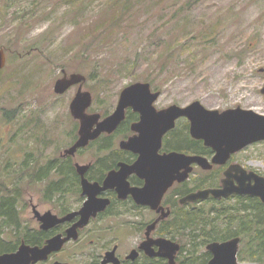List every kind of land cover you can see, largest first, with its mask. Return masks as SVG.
Returning <instances> with one entry per match:
<instances>
[{
	"label": "rangeland",
	"instance_id": "1",
	"mask_svg": "<svg viewBox=\"0 0 264 264\" xmlns=\"http://www.w3.org/2000/svg\"><path fill=\"white\" fill-rule=\"evenodd\" d=\"M0 47L7 56L0 70V201L14 195L17 219L25 228L38 226L32 206L41 214L80 206L74 188L51 200L43 196L55 173L44 181L32 179L47 163L60 162L77 140L79 123L69 107L78 87L54 93L62 71L86 78L82 91L92 97L88 113L112 112L123 89L151 76L157 86L151 87L161 93L158 108L199 101L209 110L240 107L264 115V0H0ZM104 155L93 147L71 164ZM238 159L264 176V142ZM242 203L196 206L204 218L189 229H223L218 210ZM207 221H214L213 228ZM102 230L104 239L69 243L47 264H95L113 244L108 229ZM13 231L0 229V242L13 240ZM131 231L122 249L136 242ZM178 236L192 251L194 264H201L205 246L192 249L186 230ZM245 245L240 241L238 264H256L243 252Z\"/></svg>",
	"mask_w": 264,
	"mask_h": 264
},
{
	"label": "water",
	"instance_id": "2",
	"mask_svg": "<svg viewBox=\"0 0 264 264\" xmlns=\"http://www.w3.org/2000/svg\"><path fill=\"white\" fill-rule=\"evenodd\" d=\"M7 56L0 47V70L6 65ZM261 72H264L261 71ZM62 78L58 79L54 85V93L62 95L71 87L78 86L77 93L70 103V114L79 122L78 138L75 143L64 151L63 155L74 156L79 148L86 147L89 142L97 139L101 134L112 133L118 124L124 119L125 109L132 107L141 114V122L133 126V130L138 132V136L131 138L128 142H123L121 148L132 150L140 154L135 165L128 170L122 169L117 174L110 173L104 185L89 184L84 178L86 166L76 165V171L82 178V195L87 197L83 207L62 218H58L51 212L40 214L35 207L32 208L34 217L41 223L42 230H49L56 225L71 222L77 216L80 219L71 229L66 230V237L56 235L46 241L45 246L30 247L22 244L14 253L0 255V264H36L47 260L51 253L58 252L64 244L70 240H77L78 228L88 224L91 217H95L98 212L103 211L108 201L96 198L99 191L107 190L117 183L121 177H125V171L135 172L141 176L140 171L145 167L157 169L156 184L148 182L142 190H134L131 193L140 204L151 205L153 208L159 203L165 191L174 181L183 182L187 179L192 170V165L196 164L203 170H210L213 165H223L231 154L237 153L244 148L264 141V115L258 114L249 109L240 107L226 109L224 111L206 109L199 101L192 102L186 107L172 105L168 109L156 112L152 107L153 102L159 97V93L152 94L148 83H135L123 89L119 96L116 110L109 117L100 120L99 114H87L91 106L92 97L89 92H83L82 86L86 78L82 74L67 75L62 71ZM264 98V86L261 89ZM186 117L190 122V135L193 139L201 140L204 146L214 152V156L209 162L200 156H187L182 153L172 152L159 155L162 137L166 132L174 127V122ZM151 124L154 128H151ZM239 168V169H238ZM182 171V172H181ZM232 171L239 174L236 177L237 184H234ZM147 178L145 175L143 176ZM253 182V184H251ZM155 195L156 203L153 205L152 196ZM214 199L227 198L232 195L250 196L258 198L264 204V177L254 172L247 173L240 167L230 168L225 172L220 189H208L190 194L183 202L196 203L207 199L209 196ZM167 245L161 246L166 254L160 251L152 253L149 251V244L142 246L147 255L168 258L169 264L174 263V255L179 249L178 245L165 242ZM240 238H231L224 242H213L207 245L206 250L212 254V258L207 264H238L237 253ZM115 249L107 252L101 264H119L114 255ZM135 260V251L128 257ZM59 264V263H55Z\"/></svg>",
	"mask_w": 264,
	"mask_h": 264
},
{
	"label": "flooded vegetation",
	"instance_id": "3",
	"mask_svg": "<svg viewBox=\"0 0 264 264\" xmlns=\"http://www.w3.org/2000/svg\"><path fill=\"white\" fill-rule=\"evenodd\" d=\"M150 91L152 94L159 93V97L161 95L160 91L153 89L151 85H150ZM158 98L152 104V107L156 112L166 110L170 106L174 105L172 104L167 107L158 108L156 106V102ZM118 101L116 102V105L112 112L106 113V115L99 114L100 120H103L114 113V111L117 108ZM87 114H98V113L87 112ZM140 122H141V114L137 110H134L132 107H128L125 109L124 119L118 124L117 128L112 133L101 134L97 139L89 142V144L86 147L79 148L74 154V156L63 155L64 153L63 152L60 155V158L66 161L69 160L71 164L73 157H75L77 154H80L84 150L91 149L94 147L98 153L104 152L105 153L104 156H97L94 160H92V162L80 165L87 167L84 172V178L88 181V183L92 185L96 184L100 188H102L104 185V181L106 180V178L110 173L117 174L122 169L128 170L138 161L140 154L132 150H126L121 148V144L123 142H128L131 138L137 137L139 135L138 132L133 130V126L139 124ZM78 128H79V124H78ZM151 128H154L152 124H151ZM180 132L183 133V135L186 137L188 142L198 144L201 147V151L196 153L188 150L181 151V150L173 149L172 144L177 142L179 138L178 134H180ZM77 138H78V134H77ZM245 149L237 153L231 154L228 160L225 162V164L213 165V167L210 170H203L198 165L193 164L192 170L188 174L187 179L184 180L183 182L174 181L172 185L165 191L159 203L156 204L154 208L151 205L138 203L131 192L134 190L139 191L144 189L147 186L148 182H153V184H156L158 182L156 178L157 175H159L157 173L158 170L145 167L140 171L141 176H139L135 172L132 173L128 171L123 172L125 177H121V179L117 183H115L111 188H108L107 190L99 191L96 194L97 199L106 200L108 201V204L103 211L98 212L95 217H91L87 225L78 228L77 240H70L66 242L60 251L51 253L48 256L47 260L37 262L36 264L50 263L53 260V258H55L56 256L59 255V253L64 251V249L69 243H78L80 241H83V239H86L87 237L90 238L94 237L97 240L104 239L102 236V232H104V230L102 229H108L110 238L111 240L113 239L112 240L113 244L112 245L111 243L107 244L105 250L102 252V254H100L99 258L95 261L96 262L95 264H101L105 254L107 252H111L113 249H115L114 255L118 259L119 264H140V263L169 264L168 258L159 257V256H149L143 249L144 246L149 244V251L152 250V253L155 254L160 251L162 254H166L167 251L165 249L161 250L160 249L161 246L157 244L160 243L161 245L165 246L167 245L165 242L176 244L179 247V249L174 255L175 264H191V263L194 264L196 260L194 259L193 253L189 252L185 243L181 241L180 236H178L180 231L182 230V229H178L179 227L178 215L191 213L196 208V206H199L201 204L224 203L229 200H238V198H253V197L232 195L227 198L214 199L210 195L207 199L198 201L196 203H189L183 201L190 194L196 193L198 191L208 190V189H220L222 187V180L225 178V172L231 167L235 168L236 166H238L242 170H245L247 173L254 172L256 174H259V172H257L256 170L243 165L242 162L238 159V156L243 151H245ZM172 152L182 153L187 156H200L207 159L209 162H211L214 156V152L210 148L204 146L203 141L196 140L191 137L190 122L186 117L178 118L174 122V127L168 132H166L162 137L161 148L158 151L159 155L169 154ZM76 165L79 164L78 163H74L73 165L71 164L76 174L75 183L77 185V193L79 196L80 206L78 207L77 210L71 212H66L65 210H62L57 214H53L51 211H46V212H51L53 215H56L58 218H62L70 213L79 211L83 207L84 202L87 200V197L82 195L83 192L81 186L82 178L76 171V167H75ZM144 175L147 178L143 177ZM231 175L235 177L233 178V181L234 184L236 185L237 181L235 179L236 177L239 176V174H237L235 171H232ZM251 184H253V182H251ZM155 201H156V197L155 195H153L151 201L153 205L156 203ZM33 207L35 206H32L31 209ZM124 218H131V219L125 220ZM34 219L37 221L35 217ZM79 219L80 217L77 216L71 222H65L56 225L49 230H42L40 228L41 223L38 221H37L38 223L37 228L32 229L27 227L25 229H17V230L14 229L12 236L13 240L11 239V241L9 242L12 244L11 247L13 249H11V251L7 253L10 254L16 252L22 244H25L30 247L42 248L43 246H45L47 240H49L50 238L56 235H62V237H66V230L71 229ZM106 221L108 222V224L103 225L102 223ZM132 229H134V236L135 234H137V240L129 249H125V248L122 249L121 244L126 243L133 236V233L131 231ZM19 231L22 232L20 235H19ZM187 231L189 232V229H186V232ZM49 232H52V235L50 237H47V233ZM43 234L44 236H42ZM185 236H189V235L185 234ZM32 240H34L33 243ZM197 241H198L197 245L205 246L204 259L201 261V264H207L208 261L212 258V254L206 250L207 245L213 242L221 243L227 240L211 241L205 244L201 238L198 239ZM93 242L94 240H91V243ZM133 251H135L136 253V258L135 260H130L128 257ZM55 263L67 264L66 262H58V261H53L51 264H55Z\"/></svg>",
	"mask_w": 264,
	"mask_h": 264
},
{
	"label": "trees",
	"instance_id": "4",
	"mask_svg": "<svg viewBox=\"0 0 264 264\" xmlns=\"http://www.w3.org/2000/svg\"><path fill=\"white\" fill-rule=\"evenodd\" d=\"M166 66L160 64L162 70L166 69ZM144 81L152 87L156 83L155 79L151 76H147ZM156 87L155 89H157ZM102 115H106V112ZM178 135L177 142L172 144L173 149L181 151L188 150L196 153L201 151V147L196 143L188 142L182 132ZM52 173H55L58 177L50 180L44 190L43 196L47 200H51L54 196L65 194L71 191V188L77 191L75 170L69 160L60 159V162L59 160H53L47 163L38 171L34 172L32 179L33 181H44ZM15 195H18V192H15ZM5 196L6 198L0 201V229H25L17 219V204H15V201L13 202L15 200L14 195ZM238 200L243 203L238 207H232L233 210L229 208L218 210L216 219L222 225L224 223L223 229H219L221 226H218V229H206V231L204 229L201 233L200 229H189L193 228L204 218L202 210H199V212L193 210L191 213L178 215V229H182L181 231L189 229V241L192 248L196 247V242L200 238L205 244L211 241H224L239 237L240 241H244L246 244L243 252L248 260L256 264H264V205L258 199L254 198H238ZM206 223L210 224L211 228H213L214 221H207ZM21 233L19 231V235ZM51 235L52 232L47 233V237ZM11 246V243L4 244L0 242V254L10 252L13 249ZM189 252L192 253L190 250ZM242 258L240 253H238V260H243Z\"/></svg>",
	"mask_w": 264,
	"mask_h": 264
}]
</instances>
